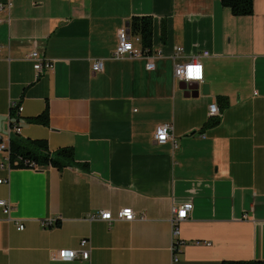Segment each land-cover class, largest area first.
<instances>
[{
  "label": "crops",
  "instance_id": "1",
  "mask_svg": "<svg viewBox=\"0 0 264 264\" xmlns=\"http://www.w3.org/2000/svg\"><path fill=\"white\" fill-rule=\"evenodd\" d=\"M12 2L0 12V133L16 102L18 135L73 146L89 170L12 168L0 152V199L14 205L10 216L0 208V264H171L172 208L186 202L183 264L264 261V0L251 16L221 0ZM142 16L153 20L152 53L115 58L119 30ZM205 51L209 93L195 97L174 67ZM33 52L53 63L39 77ZM219 96L229 100L220 123L201 131ZM47 105L49 125L27 121ZM165 123L174 140L158 144ZM126 207L136 220L93 218ZM82 239L89 260L60 259Z\"/></svg>",
  "mask_w": 264,
  "mask_h": 264
},
{
  "label": "built area",
  "instance_id": "2",
  "mask_svg": "<svg viewBox=\"0 0 264 264\" xmlns=\"http://www.w3.org/2000/svg\"><path fill=\"white\" fill-rule=\"evenodd\" d=\"M13 0H6V2H0V12L4 11V9H10L13 5ZM3 22L0 19V24ZM131 32L129 28H122L118 32V45L116 51L114 53V57L117 59H122L125 57L130 58H138L144 55V53L134 47L133 41L131 39ZM183 50L182 47H178L176 50L175 56H178L180 52ZM209 52L205 51L199 56L193 57L189 62L183 64H176L174 67V74L177 79H179L183 83H203L204 82V66L202 61L200 60V56H208ZM145 56V55H144ZM34 62V68L36 71V76L39 77L45 71L50 70L53 67V63L50 61L43 60L38 52H33L29 56ZM154 68V64L149 62L147 64V69L151 70ZM104 69V64L102 60H96L93 64L94 72H102ZM189 69H199L200 75H189ZM16 109L17 113L22 112V107L18 103L11 102V110ZM209 115L211 118H221L222 110L219 107L218 103H213L209 107ZM21 132V127L19 124L15 123L13 126L11 125L8 128V134L3 136L0 133V152L6 153L7 160L10 162V143L11 137L14 134H19ZM155 142L158 144H166L170 141L174 140V127L170 123L161 124L157 127V130L154 135ZM1 182V181H0ZM194 204L192 202H186L180 206H174L172 208V251L173 258L171 264H183L179 252L178 245L180 244V226L182 222L189 218L190 212L193 210ZM0 208L3 212L10 216L11 212L14 209V205L10 200L0 199ZM93 218H98L100 220L113 223L118 221L131 222L137 219V215L133 208L126 207L118 210L116 213H113L111 210H102L99 212L98 216H93ZM56 223L54 221L46 222L45 225L53 226ZM17 228L19 230L24 229V224L22 222L17 223ZM60 259L63 261H73V260H89L90 259V248L89 241L87 239H82L80 242V249H66L60 251Z\"/></svg>",
  "mask_w": 264,
  "mask_h": 264
},
{
  "label": "trees",
  "instance_id": "3",
  "mask_svg": "<svg viewBox=\"0 0 264 264\" xmlns=\"http://www.w3.org/2000/svg\"><path fill=\"white\" fill-rule=\"evenodd\" d=\"M224 7L231 10L235 16H251L254 14V0H221ZM129 30L133 35H139L143 53L149 56L153 48V20L149 16L134 17L129 23ZM218 104L222 112L228 107L229 100L219 96ZM11 125L19 123L20 117L16 109L11 110ZM29 123L49 125V107L46 106L40 115L29 117ZM220 118H212L204 124L201 131L217 126ZM10 164L12 168L44 169L55 167L63 170L66 167H77L83 171L89 170L88 163L79 162L75 156L73 146H63L54 151L49 147L47 139L23 138L18 134L11 137ZM221 264H264V261H223Z\"/></svg>",
  "mask_w": 264,
  "mask_h": 264
},
{
  "label": "water",
  "instance_id": "4",
  "mask_svg": "<svg viewBox=\"0 0 264 264\" xmlns=\"http://www.w3.org/2000/svg\"><path fill=\"white\" fill-rule=\"evenodd\" d=\"M194 83L196 84V82L184 83V88L188 89L192 96H195V97L199 96L200 89H201L203 94H208L209 93V87H208L207 84L203 85L202 88H200L199 87L200 86L199 83H197V85H193ZM192 133H194V132H192Z\"/></svg>",
  "mask_w": 264,
  "mask_h": 264
},
{
  "label": "clouds",
  "instance_id": "5",
  "mask_svg": "<svg viewBox=\"0 0 264 264\" xmlns=\"http://www.w3.org/2000/svg\"><path fill=\"white\" fill-rule=\"evenodd\" d=\"M189 75H196V76H199L200 75V70L199 69H191V71H189Z\"/></svg>",
  "mask_w": 264,
  "mask_h": 264
},
{
  "label": "snow or ice",
  "instance_id": "6",
  "mask_svg": "<svg viewBox=\"0 0 264 264\" xmlns=\"http://www.w3.org/2000/svg\"><path fill=\"white\" fill-rule=\"evenodd\" d=\"M189 71H191V69H189Z\"/></svg>",
  "mask_w": 264,
  "mask_h": 264
}]
</instances>
